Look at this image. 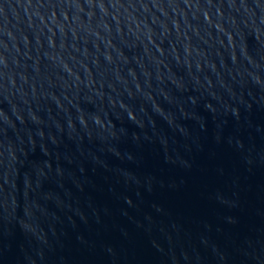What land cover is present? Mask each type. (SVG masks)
<instances>
[{"label":"water","instance_id":"obj_1","mask_svg":"<svg viewBox=\"0 0 264 264\" xmlns=\"http://www.w3.org/2000/svg\"><path fill=\"white\" fill-rule=\"evenodd\" d=\"M0 264H264V0H0Z\"/></svg>","mask_w":264,"mask_h":264}]
</instances>
